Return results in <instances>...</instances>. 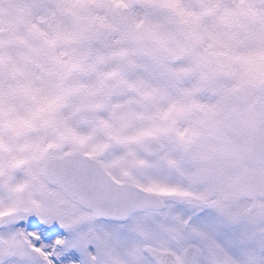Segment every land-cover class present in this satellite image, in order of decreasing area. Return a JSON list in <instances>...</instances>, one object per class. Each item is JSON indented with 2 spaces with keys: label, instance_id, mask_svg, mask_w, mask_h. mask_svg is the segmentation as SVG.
<instances>
[{
  "label": "snow or ice",
  "instance_id": "obj_1",
  "mask_svg": "<svg viewBox=\"0 0 264 264\" xmlns=\"http://www.w3.org/2000/svg\"><path fill=\"white\" fill-rule=\"evenodd\" d=\"M0 264H264V0H0Z\"/></svg>",
  "mask_w": 264,
  "mask_h": 264
}]
</instances>
